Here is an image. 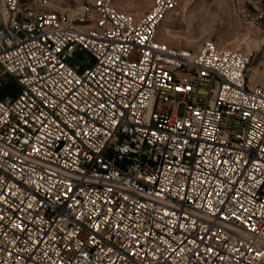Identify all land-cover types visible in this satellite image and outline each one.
<instances>
[{
    "label": "built area",
    "instance_id": "2783aa9c",
    "mask_svg": "<svg viewBox=\"0 0 264 264\" xmlns=\"http://www.w3.org/2000/svg\"><path fill=\"white\" fill-rule=\"evenodd\" d=\"M49 3L0 0V264H264L250 53L158 39L175 0Z\"/></svg>",
    "mask_w": 264,
    "mask_h": 264
},
{
    "label": "rangeland",
    "instance_id": "374dc122",
    "mask_svg": "<svg viewBox=\"0 0 264 264\" xmlns=\"http://www.w3.org/2000/svg\"><path fill=\"white\" fill-rule=\"evenodd\" d=\"M83 1L92 0H50L47 8L74 6ZM152 1L115 0V5L125 11L141 14ZM175 1L176 5L167 12L162 22L165 27L161 29L158 26V39L176 47L197 45L211 39L220 48L229 47L250 53L249 84L264 87V0ZM166 30L171 36L164 35Z\"/></svg>",
    "mask_w": 264,
    "mask_h": 264
},
{
    "label": "bare ground",
    "instance_id": "6f19581e",
    "mask_svg": "<svg viewBox=\"0 0 264 264\" xmlns=\"http://www.w3.org/2000/svg\"><path fill=\"white\" fill-rule=\"evenodd\" d=\"M169 11H171V10H169ZM164 20V19H163ZM163 20L159 23V27L161 28V29H163L164 27H165V25H164V23H162L163 22ZM162 23V24H161ZM167 32L166 33H164V35H166V36H171V34H170V32H169V30H166ZM158 32H159V29H158ZM158 32H157V38H158ZM160 39V38H159ZM262 43V42H261ZM217 45V44H216ZM246 46H249L248 44L246 45ZM219 47V46H218ZM220 48V47H219ZM229 48V47H228ZM249 81H250V79H249Z\"/></svg>",
    "mask_w": 264,
    "mask_h": 264
},
{
    "label": "trees",
    "instance_id": "16d2710c",
    "mask_svg": "<svg viewBox=\"0 0 264 264\" xmlns=\"http://www.w3.org/2000/svg\"><path fill=\"white\" fill-rule=\"evenodd\" d=\"M4 88H6V89H10V88H9V85L5 86Z\"/></svg>",
    "mask_w": 264,
    "mask_h": 264
}]
</instances>
